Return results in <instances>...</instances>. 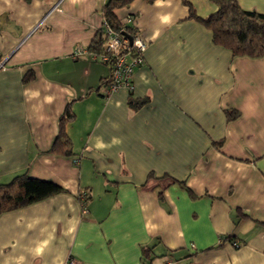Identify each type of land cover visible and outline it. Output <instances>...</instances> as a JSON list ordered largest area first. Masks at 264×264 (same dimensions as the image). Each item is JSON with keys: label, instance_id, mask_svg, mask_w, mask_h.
Masks as SVG:
<instances>
[{"label": "crops", "instance_id": "crops-1", "mask_svg": "<svg viewBox=\"0 0 264 264\" xmlns=\"http://www.w3.org/2000/svg\"><path fill=\"white\" fill-rule=\"evenodd\" d=\"M107 1L0 0V184L64 189L0 214V264H264V56L213 44L183 0H131L113 12L145 62L107 95L88 51ZM68 103L72 154L52 153Z\"/></svg>", "mask_w": 264, "mask_h": 264}, {"label": "trees", "instance_id": "trees-1", "mask_svg": "<svg viewBox=\"0 0 264 264\" xmlns=\"http://www.w3.org/2000/svg\"><path fill=\"white\" fill-rule=\"evenodd\" d=\"M130 1L108 0L104 5V16L111 27L119 32L121 31V25L113 11ZM146 1L152 2L153 0ZM210 1L216 6L215 10L206 16H199L192 4L188 0H183L189 6V17L210 30L212 43L228 49L232 57L258 58L264 56V13L243 9L235 0ZM126 29L129 32L132 31L129 27ZM104 42L105 37L102 30L99 29L95 39L89 45L88 51L94 54L102 53ZM34 76V71L28 69L24 73L23 82L32 80ZM227 115L230 119L238 117V113L235 111H227ZM73 118L74 114L70 103H68L60 117L59 132L54 139L50 152L63 155L72 154L71 141L65 132L64 126L66 122L71 121ZM61 192H64V189L50 180L29 177L27 174L17 175L10 182L0 184V214ZM84 195L86 204L87 194ZM233 237L231 234L227 236L228 239ZM146 253L147 251H144V254Z\"/></svg>", "mask_w": 264, "mask_h": 264}, {"label": "built area", "instance_id": "built-area-1", "mask_svg": "<svg viewBox=\"0 0 264 264\" xmlns=\"http://www.w3.org/2000/svg\"><path fill=\"white\" fill-rule=\"evenodd\" d=\"M119 22L121 25L120 32L111 27L104 16L100 28L105 37L103 52L100 54L91 53L94 60L107 64L110 68V75L108 79L103 82L107 95L116 91L120 87H125L128 88V90H131L134 70L137 67L144 65L145 62L144 51L147 47V41L144 39L138 28L136 17L128 14L124 18L119 19ZM128 27L132 29V31H127L126 28ZM123 32L128 33L131 42H129V39L122 34ZM83 52V48L77 47L73 51L72 56L76 58ZM84 198V194L79 196L82 207H84L85 210ZM68 264L76 263L74 259H70Z\"/></svg>", "mask_w": 264, "mask_h": 264}, {"label": "water", "instance_id": "water-1", "mask_svg": "<svg viewBox=\"0 0 264 264\" xmlns=\"http://www.w3.org/2000/svg\"><path fill=\"white\" fill-rule=\"evenodd\" d=\"M124 36H126L128 39H129V42H131V39H130V36L128 35V34H126V33H122Z\"/></svg>", "mask_w": 264, "mask_h": 264}, {"label": "rangeland", "instance_id": "rangeland-1", "mask_svg": "<svg viewBox=\"0 0 264 264\" xmlns=\"http://www.w3.org/2000/svg\"><path fill=\"white\" fill-rule=\"evenodd\" d=\"M205 1H206V0H205ZM198 4L201 6V5H203L204 3H203L202 0H199Z\"/></svg>", "mask_w": 264, "mask_h": 264}]
</instances>
